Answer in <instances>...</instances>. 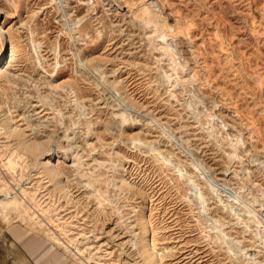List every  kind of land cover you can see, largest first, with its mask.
Wrapping results in <instances>:
<instances>
[{
    "label": "rangeland",
    "instance_id": "obj_1",
    "mask_svg": "<svg viewBox=\"0 0 264 264\" xmlns=\"http://www.w3.org/2000/svg\"><path fill=\"white\" fill-rule=\"evenodd\" d=\"M0 29V223L71 264H264V0H0Z\"/></svg>",
    "mask_w": 264,
    "mask_h": 264
},
{
    "label": "crops",
    "instance_id": "obj_2",
    "mask_svg": "<svg viewBox=\"0 0 264 264\" xmlns=\"http://www.w3.org/2000/svg\"><path fill=\"white\" fill-rule=\"evenodd\" d=\"M0 264H71L44 236L16 223H0Z\"/></svg>",
    "mask_w": 264,
    "mask_h": 264
},
{
    "label": "bare ground",
    "instance_id": "obj_3",
    "mask_svg": "<svg viewBox=\"0 0 264 264\" xmlns=\"http://www.w3.org/2000/svg\"><path fill=\"white\" fill-rule=\"evenodd\" d=\"M5 31L4 29H0V43H1V49H0V61L1 58L4 56L6 49H5V42H4V36H5ZM155 255H158V252L155 251L153 254V258L155 259Z\"/></svg>",
    "mask_w": 264,
    "mask_h": 264
}]
</instances>
